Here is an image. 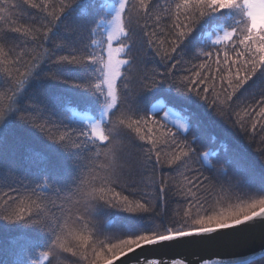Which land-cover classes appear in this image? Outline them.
<instances>
[{
	"label": "snow or ice",
	"instance_id": "1",
	"mask_svg": "<svg viewBox=\"0 0 264 264\" xmlns=\"http://www.w3.org/2000/svg\"><path fill=\"white\" fill-rule=\"evenodd\" d=\"M256 229L264 0H0V264H189L130 254Z\"/></svg>",
	"mask_w": 264,
	"mask_h": 264
},
{
	"label": "water",
	"instance_id": "2",
	"mask_svg": "<svg viewBox=\"0 0 264 264\" xmlns=\"http://www.w3.org/2000/svg\"><path fill=\"white\" fill-rule=\"evenodd\" d=\"M255 254L259 258L252 259L251 263L264 257V238L261 237L259 229H256L249 239L240 246H216L206 245L199 247H189L183 245H173L168 247H145L138 249L135 254L137 257L145 259H165L171 261L173 259H184L189 264L198 259H210L213 257H228V256H248ZM126 259V258H125ZM119 264V261L116 262Z\"/></svg>",
	"mask_w": 264,
	"mask_h": 264
},
{
	"label": "trees",
	"instance_id": "3",
	"mask_svg": "<svg viewBox=\"0 0 264 264\" xmlns=\"http://www.w3.org/2000/svg\"><path fill=\"white\" fill-rule=\"evenodd\" d=\"M33 14L34 13H27L26 15H33ZM138 54L143 56V55H145V52L143 49H141ZM149 66H151V65H149ZM208 133L209 134H217L218 129H216L214 127H210V128H208ZM172 206L174 207V205H172ZM16 235H18V233H16V232H8V233L0 232V242L7 243ZM65 264H78V259L76 257H72L71 254H65ZM251 264H264V257L257 260V261L252 262Z\"/></svg>",
	"mask_w": 264,
	"mask_h": 264
}]
</instances>
